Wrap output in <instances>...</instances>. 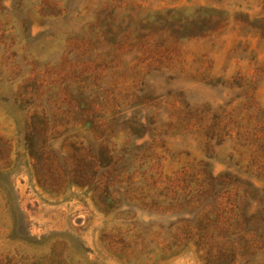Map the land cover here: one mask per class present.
Returning <instances> with one entry per match:
<instances>
[{"label":"rangeland","instance_id":"obj_1","mask_svg":"<svg viewBox=\"0 0 264 264\" xmlns=\"http://www.w3.org/2000/svg\"><path fill=\"white\" fill-rule=\"evenodd\" d=\"M170 6L197 25L126 54V11ZM226 174L256 204L198 218ZM0 264H264V0H0Z\"/></svg>","mask_w":264,"mask_h":264},{"label":"trees","instance_id":"obj_2","mask_svg":"<svg viewBox=\"0 0 264 264\" xmlns=\"http://www.w3.org/2000/svg\"><path fill=\"white\" fill-rule=\"evenodd\" d=\"M180 10H181V7L179 6H170V8L162 12H159L158 10H149V11L141 12V13H137L133 10L126 11V24H127L126 25V36L127 38H132V40L134 41L133 44H129L130 41H131L130 43H132V40L126 38L127 40H129L128 42H126V50L122 49L119 44H115L111 42L110 41L111 38H107L105 34L102 32V30H99V34L102 35L104 39V41H102L103 44L109 46V49L112 52L114 51L117 52L119 50H125L126 54L128 55L131 53H135L134 57L137 56L136 58L137 61L141 60L143 55L153 56V55H158L161 52L165 54V53H168L169 50H174V46H171V48H169L167 43H165V45L158 43L159 41L156 38L157 35H159L160 33L166 32L168 34V36L166 37H170V40L173 41L172 39L174 38L176 33L177 34L184 33V30L188 29L191 25H197V23H194V21L180 19L178 16ZM182 10H183V7H182ZM198 23H200V27H203L205 20L198 21ZM93 28L96 29L98 28V26H93ZM128 32H131V34H127ZM166 39L169 40V38H166ZM115 47L117 49H115ZM72 51L74 54H77L80 52L78 51L77 48H72ZM67 54L70 55V53L68 52ZM110 57H111L110 53L105 54L104 59L108 60L107 63L111 64L112 60H110ZM135 62L136 61L134 60V64ZM94 63L95 62L93 63L88 62L87 64L86 63H83V64H85V66H88V64L93 65ZM69 65L73 67L77 66V70L79 71L81 70L82 63L78 62V64H76L75 60L71 59L69 62ZM127 66L128 65H126V70L128 72L126 73H129V74H126V89L129 91L130 89L134 90V88L137 87L138 80H136V77L132 69H128ZM64 78L68 79L67 75L64 76ZM114 84L116 85L118 84V82L114 81ZM18 88H16V90ZM35 95H36L35 90L33 89H30L29 91L27 90L26 98L29 99V101L31 102L29 104H31L32 108L34 109V113L32 114L34 116L32 117L38 119V121L40 120L39 122H43V120L44 121L46 120V122H48L49 114H46L45 111L49 110V106L45 104V107H43L41 105V101L39 97L35 98ZM125 100H126V97L124 96V101ZM42 113H45L46 114L45 116L47 117L42 115ZM83 113H85V111L81 109L79 110V112L77 111V114H83ZM237 178L239 177L230 176L229 174H226V175H223L220 179L212 178L211 180H208V181L207 179H204L203 185H199L200 187H202V189L195 190L196 192L195 194L200 193L199 197L202 198L204 201V194H206L207 191L217 192V189H219L218 192L220 193L213 196V198L211 199L206 194L208 196V200L206 204H200V205H204L205 209H201L199 212H197L196 216H198L199 218V217H203L204 215L208 216L209 213L214 212L216 217H219V218L221 217L223 220H226L227 217L232 218V219H240L242 210L237 205V200L245 199L247 197L246 199H248L250 203H253V204H256V203H254L255 198L249 197V192L241 191L242 188L246 190H249V189L251 190L253 189V186L250 187L249 185L242 183ZM232 179L236 180L237 183L231 184L230 182H232ZM226 182L229 183L230 185V187L227 189L237 191V193L231 194V197L234 196V194H237L236 197L233 199V202L235 204L226 203V195L228 193L226 191L227 189L224 187ZM206 218L207 217H203V219H206ZM220 227L222 226L219 224L215 226V229H214L215 233H212L210 229L211 235H212L211 237L218 238L219 236L223 235V234L217 233ZM193 229L194 231L196 230V228H193Z\"/></svg>","mask_w":264,"mask_h":264}]
</instances>
